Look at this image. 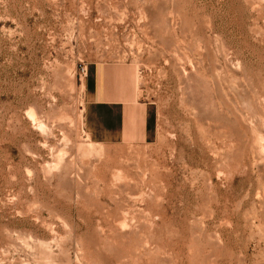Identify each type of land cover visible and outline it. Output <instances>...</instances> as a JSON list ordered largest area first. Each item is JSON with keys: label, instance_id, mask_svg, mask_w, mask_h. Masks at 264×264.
Masks as SVG:
<instances>
[{"label": "rangeland", "instance_id": "1", "mask_svg": "<svg viewBox=\"0 0 264 264\" xmlns=\"http://www.w3.org/2000/svg\"><path fill=\"white\" fill-rule=\"evenodd\" d=\"M0 264H264V0H0Z\"/></svg>", "mask_w": 264, "mask_h": 264}, {"label": "crops", "instance_id": "2", "mask_svg": "<svg viewBox=\"0 0 264 264\" xmlns=\"http://www.w3.org/2000/svg\"><path fill=\"white\" fill-rule=\"evenodd\" d=\"M101 82H104L101 80ZM97 98L98 99H102L103 101H106L107 102V92H103L102 95H101V98L100 96L97 95ZM94 124H96V122H94ZM91 133L90 134H94L92 137L96 140L100 139L96 134H97V130H96V126L91 124V129H90Z\"/></svg>", "mask_w": 264, "mask_h": 264}, {"label": "built area", "instance_id": "3", "mask_svg": "<svg viewBox=\"0 0 264 264\" xmlns=\"http://www.w3.org/2000/svg\"><path fill=\"white\" fill-rule=\"evenodd\" d=\"M81 71H83V69L81 68Z\"/></svg>", "mask_w": 264, "mask_h": 264}]
</instances>
